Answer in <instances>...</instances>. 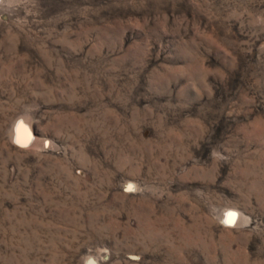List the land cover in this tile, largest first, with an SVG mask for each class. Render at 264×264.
I'll use <instances>...</instances> for the list:
<instances>
[{
    "label": "rangeland",
    "instance_id": "rangeland-1",
    "mask_svg": "<svg viewBox=\"0 0 264 264\" xmlns=\"http://www.w3.org/2000/svg\"><path fill=\"white\" fill-rule=\"evenodd\" d=\"M0 264H264V0H0Z\"/></svg>",
    "mask_w": 264,
    "mask_h": 264
},
{
    "label": "bare ground",
    "instance_id": "bare-ground-1",
    "mask_svg": "<svg viewBox=\"0 0 264 264\" xmlns=\"http://www.w3.org/2000/svg\"><path fill=\"white\" fill-rule=\"evenodd\" d=\"M19 124V123H18ZM24 125H22V123H20L18 126H16V129H15V138L16 139H18L19 141H24V140H26V138H27V133H25V132H27V129H26V131H25V129H24V127L26 126H24ZM26 134V135H25ZM226 219H228V217L226 218Z\"/></svg>",
    "mask_w": 264,
    "mask_h": 264
},
{
    "label": "snow or ice",
    "instance_id": "snow-or-ice-1",
    "mask_svg": "<svg viewBox=\"0 0 264 264\" xmlns=\"http://www.w3.org/2000/svg\"><path fill=\"white\" fill-rule=\"evenodd\" d=\"M234 217H235V214L234 213H230L228 222L231 223L233 221Z\"/></svg>",
    "mask_w": 264,
    "mask_h": 264
}]
</instances>
